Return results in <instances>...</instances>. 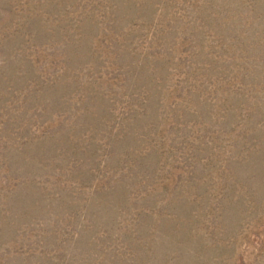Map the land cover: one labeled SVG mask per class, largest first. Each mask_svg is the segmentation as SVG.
Instances as JSON below:
<instances>
[{
	"label": "rangeland",
	"instance_id": "374dc122",
	"mask_svg": "<svg viewBox=\"0 0 264 264\" xmlns=\"http://www.w3.org/2000/svg\"><path fill=\"white\" fill-rule=\"evenodd\" d=\"M0 264H264V0H0Z\"/></svg>",
	"mask_w": 264,
	"mask_h": 264
}]
</instances>
